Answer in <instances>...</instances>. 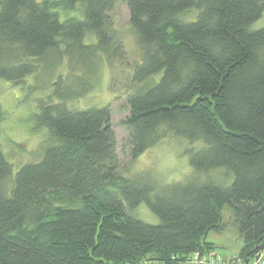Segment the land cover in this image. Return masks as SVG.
Masks as SVG:
<instances>
[{
  "label": "trees",
  "instance_id": "16d2710c",
  "mask_svg": "<svg viewBox=\"0 0 264 264\" xmlns=\"http://www.w3.org/2000/svg\"><path fill=\"white\" fill-rule=\"evenodd\" d=\"M117 1L0 0V80L21 83L50 56L84 68L122 56L110 23ZM123 1L142 50L125 150L134 160L184 140L193 173L167 186L129 176L110 107L41 105L51 138L41 160L13 176L0 146V264H182L214 250L206 238L225 230L226 205L241 258L264 254V27L253 28L264 0ZM78 8L82 19L61 20V9ZM143 203L159 224L137 218Z\"/></svg>",
  "mask_w": 264,
  "mask_h": 264
},
{
  "label": "rangeland",
  "instance_id": "374dc122",
  "mask_svg": "<svg viewBox=\"0 0 264 264\" xmlns=\"http://www.w3.org/2000/svg\"><path fill=\"white\" fill-rule=\"evenodd\" d=\"M61 11V20L71 17L83 18L80 8L76 11ZM194 16L195 11L190 10L183 14V19L192 21ZM110 23L115 43L122 48V56L108 60L105 54H102V57L97 55L96 58L101 59L98 67L89 61L84 63L85 68L79 63L72 64L68 54L56 59L50 56L45 62H41L36 72L21 83L13 84L0 80V146L13 165V176L23 165L41 160L51 138L47 128L38 123L40 106L59 103L73 111L110 107L112 129L125 171L128 168L133 174H145L161 186L182 183L192 175L193 170L186 155L187 142L184 140L168 137L134 160L125 150L128 129L124 122L130 114L127 98L139 87L133 83L132 74L135 67L142 62V50L130 24L129 9L123 0L117 1L114 11L110 14ZM262 27L264 14L253 25V28ZM87 80L90 83L87 84ZM128 175L130 176V173ZM222 175L219 171L212 174L215 178ZM135 213L137 218L145 223L157 225L160 222L145 203L141 204ZM223 223L225 230H212L207 235V241L214 245L211 253L225 260L241 258L239 253L244 241L239 233V223L229 205L223 210ZM191 261L189 256L188 261L182 264H191Z\"/></svg>",
  "mask_w": 264,
  "mask_h": 264
},
{
  "label": "built area",
  "instance_id": "2783aa9c",
  "mask_svg": "<svg viewBox=\"0 0 264 264\" xmlns=\"http://www.w3.org/2000/svg\"><path fill=\"white\" fill-rule=\"evenodd\" d=\"M192 264H246V261L242 258H234L232 260H225L220 258L219 256H214L211 252L207 254H201V252H196L191 257ZM248 264H264V254L258 253L256 254Z\"/></svg>",
  "mask_w": 264,
  "mask_h": 264
},
{
  "label": "water",
  "instance_id": "95a60500",
  "mask_svg": "<svg viewBox=\"0 0 264 264\" xmlns=\"http://www.w3.org/2000/svg\"><path fill=\"white\" fill-rule=\"evenodd\" d=\"M246 264H248V260L246 261Z\"/></svg>",
  "mask_w": 264,
  "mask_h": 264
}]
</instances>
